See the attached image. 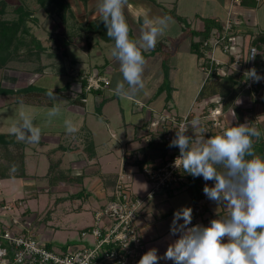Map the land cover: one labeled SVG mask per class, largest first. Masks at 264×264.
I'll return each mask as SVG.
<instances>
[{
  "label": "crops",
  "instance_id": "obj_1",
  "mask_svg": "<svg viewBox=\"0 0 264 264\" xmlns=\"http://www.w3.org/2000/svg\"><path fill=\"white\" fill-rule=\"evenodd\" d=\"M180 1L183 2L180 4ZM193 1L196 2L199 0H129L128 5L124 9V15L129 24L130 38H139L141 28L143 27V18L145 13H147L149 18L155 19L157 17L165 16V10H172L174 15L170 17L173 19L179 17L185 20L189 25V30L191 31L202 30L203 19H213L216 24L221 25V23L228 17L227 13L226 18H223L225 5L224 0H200L204 3V5L198 6L197 8L195 4L192 3ZM67 2L70 4L72 13L68 16L71 17L72 25L70 28H67L63 25L61 28L56 26L51 27V30H48L49 45L45 46L42 44V46L46 49V52L43 55L45 59L42 58L40 61L41 66H43L42 73H35V69L37 67L32 69L34 72H25L27 70L22 71L20 69H9L8 75H4L5 78L2 81L0 80L3 87L17 90L25 88L28 85H32L36 79L48 73L51 74V76L61 75V77H64L65 79V85L63 88L59 92L55 89V94L59 98L58 100L47 102L46 98L49 97L46 96L39 102L32 100L27 101V103L35 102L34 105L37 107L36 109L30 108L29 111L27 110L26 112L34 117L35 124L42 130L41 140L39 143L17 141L15 136L10 133V128L14 123L8 120H5V123L0 122V127L9 128L6 133H0V135L11 136L14 141L17 142V144L22 145L20 152L23 156V176L2 178L0 179V182L7 179H19L22 181V184L20 185V192L22 195H24L25 198H32L36 200H38V196L40 195L65 194L71 198L81 197L84 199V201H86L93 194L96 196L97 205H94L91 200L89 204L93 206V210L97 211L110 200L109 196L113 190L114 182L118 172H124L126 174V170L130 166L137 167L141 171L143 165L152 162H160L163 160L165 156L164 145L160 142L159 138L154 137L146 132V124L148 120L158 114L165 112L166 110L176 115H185L186 113L190 112L188 109L185 111V113L175 110L176 106L173 103V92L176 89L174 86V78L177 75L176 66H180L181 64L182 53L180 52L181 47L179 44H177V47L173 46L174 48L170 50L164 49L159 52L160 58L158 59L162 60V58L165 56V58L172 64L169 65L168 68L172 69H170V73L166 72L164 75L162 74V81L159 85L153 87V93L147 96V101H145V103L138 102L140 107L136 108L140 109L143 120L138 125L134 126V130L130 138L126 137L125 135V139L123 138L118 140V145L122 150L119 158L118 156H115L116 160L118 161V168L116 172L109 174L106 173L108 171L104 170L105 167H103V171L101 168L97 169L96 167H91L93 162H95V159L101 156L99 149L104 148V145L100 144L96 145L95 147L92 139L91 128L89 124H87L89 121L88 116L92 115L93 113L95 115V110L99 105L104 107L109 104L110 100L117 96L113 92V89L116 85L112 83L113 80L110 81L108 76L105 75V72H108L110 75L113 74L114 70H119V64L111 56L110 59H104V64L100 63L98 65L89 66V69H85V61L83 58L79 57L75 59L69 57L68 49L78 52L81 51L82 54H84L83 56H85L87 61L90 63L88 60L89 52L94 51V47H105L106 45H111V47H113L114 43H106L101 41L97 35L87 34L84 32V26L86 24L90 22L101 21L97 7L98 0H67ZM167 7H170L171 9H167ZM240 7L243 9L242 12L245 19L252 18L251 15H253V11L251 8L253 7L244 5ZM68 17L65 18V22ZM169 32L171 31L168 29L165 35L158 38L156 47L158 44H161L162 40H169L171 42V33ZM180 34L181 29L178 27L173 31L172 36L180 37ZM241 34L243 35L242 31ZM179 37L178 39H180ZM54 38H63L66 40L67 45L65 49H63L65 50L64 55H62V49H60L61 52L58 51L59 53H53L56 51L55 44L53 43ZM194 38L195 37L190 35L188 51L195 55L198 62L197 66L200 69L201 61L199 57H197V55L191 51V43L198 41V38L197 40H194ZM155 48L152 49V51L154 50L156 53H158L159 50H156ZM216 54L217 53H215V57L217 59L222 61L225 60L222 55L218 53L222 57L219 58L216 56ZM54 58H57V61H53ZM47 59L49 61L45 63L44 60ZM149 59L152 58L149 57ZM60 61H62L61 64L57 65L56 63H60ZM90 71H97L100 75L107 78L109 80V86L104 88L102 91H85L82 87L84 83L82 78ZM199 71L203 74V81L200 83V87L202 88L205 84V74L201 70ZM165 76L168 78L170 89V99L168 101L166 100V92H158L165 79ZM22 81L24 85H20ZM73 83H79L81 88L80 93L78 91H70L71 85ZM200 90L196 95H194L193 100L196 99L197 101ZM96 93H106L107 95L104 101L98 100L97 102ZM11 96L12 95L0 96V108H5L7 105L15 107L17 105H21V101H15L14 97L12 96L11 98ZM122 99L132 101L133 98L129 96ZM22 102L25 103L24 101ZM199 103L204 105L202 101ZM235 103L238 107L243 109H247L248 106H251L249 104L250 102L248 95H242L241 92L239 93ZM54 104H56L61 109V114L49 121L46 116V112L47 109L52 107ZM190 106L191 104L189 107ZM223 112L225 129L231 124L235 125L236 120L234 113L231 110ZM193 113H198V111ZM17 119H19V117H17ZM66 119L71 120L73 125L76 127L77 131L74 134H68L66 132L64 125V120ZM14 122L16 123L17 121ZM106 127L109 129L110 138L116 139V134L110 131V125L107 124ZM87 140L92 142V149L90 151L86 149L85 142ZM131 142L137 144V146L134 147V149H130L129 151L124 150L123 146H126ZM9 148L11 149L12 147L10 146ZM111 160L113 159L111 158ZM108 161H110V159ZM3 163L4 161L0 159V164ZM11 168L12 167L8 168V170L10 171ZM187 186L183 189L186 191V194L191 201L190 193L186 189ZM15 187H17V185ZM173 195L174 194H171L168 197H164L162 195L157 196L156 198L159 200V202L154 203L153 205H150V203L145 207L143 213L151 211L154 205L155 208L158 204L166 202L169 198H172ZM203 199H205V205L203 207L204 213L200 216L194 217L196 222L191 224L192 226L197 224L209 226L212 219H218L227 214L228 210L225 209L223 205H217L216 202L210 201L205 196V194ZM203 199H201L198 203H200ZM15 201L22 202L23 204L22 208L17 211L24 212V217H26L31 222V224H34V222L38 219L36 214L31 212L30 207H26L27 209L24 210V202L22 199L13 200V202ZM0 204H4L3 201H0ZM195 205L196 204H194V206ZM174 212L175 211L171 207H168L160 215L164 217V214L170 213L168 216H172L174 215ZM141 216L138 221V225L141 226L143 224H149L148 221H145V219L141 218ZM89 227L90 226L83 227L80 229L79 233ZM36 233L37 232H35V234ZM37 240L43 242L48 249H51L49 247V237L42 235L41 239L39 238ZM65 246L66 245L61 246L60 251L63 250Z\"/></svg>",
  "mask_w": 264,
  "mask_h": 264
},
{
  "label": "clouds",
  "instance_id": "obj_2",
  "mask_svg": "<svg viewBox=\"0 0 264 264\" xmlns=\"http://www.w3.org/2000/svg\"><path fill=\"white\" fill-rule=\"evenodd\" d=\"M128 2L98 0L97 5L106 35L114 41L111 56L119 64L122 80L117 81L113 92L121 98L134 96L145 89L143 52L154 49L158 38L175 23L170 16L152 19L145 13L140 36L132 39L124 15ZM254 55L255 52L252 58ZM244 75L253 82L264 79L255 68ZM47 95L52 100L59 99L54 89ZM60 114L61 109L56 104L46 112L49 121ZM18 115L10 133L19 142L39 143L42 130L35 124L34 117L22 110ZM200 123L199 118H194L190 125L182 124L176 128L175 137L169 144V147L179 148L180 155L174 164L194 178L213 181L211 187L205 184L203 193L210 201L223 205L227 214L212 219L209 226L188 227L193 209L187 206L177 209L170 235H178V239L168 245L163 256L157 254L156 248L149 249L138 264H159L162 259L173 264H264V157L258 155L253 146V138L258 139L261 132L249 123H243L230 125L219 135L206 137ZM64 125L68 134L77 131L71 120H64ZM189 127L193 136L186 135ZM10 171L15 172L16 167L13 165ZM181 219L182 224L178 223Z\"/></svg>",
  "mask_w": 264,
  "mask_h": 264
},
{
  "label": "rangeland",
  "instance_id": "obj_3",
  "mask_svg": "<svg viewBox=\"0 0 264 264\" xmlns=\"http://www.w3.org/2000/svg\"><path fill=\"white\" fill-rule=\"evenodd\" d=\"M0 2H4L5 4V15L3 18L6 20L15 19L17 14L15 12L19 8L31 11L36 22H28V26H30L32 34L45 46L49 45L48 30H51V27L57 26L61 28L64 25L65 27L70 28L72 25L71 17L66 16L68 17L66 22L62 23L58 14L48 16L46 11L39 6L37 0H0ZM182 2L183 1H180V4ZM224 2L223 18H226L229 10V0H224ZM192 3L195 4L196 8L204 5V3L200 0L196 2L193 1ZM171 8L167 7V9ZM242 10L243 9H241L240 6H232L230 9L231 18L242 22L238 29L243 32V35L241 32H235V34H238L236 37V43L239 45L247 42L250 43L251 37L258 34H264V0H262L258 6L251 8L253 11V15H251L252 18L245 19ZM173 20L175 23L171 24L168 28L169 31H171L169 32L171 33V42L169 40H162L161 44H158L155 48L156 50H159L158 53L154 50L143 52L146 59L143 74L145 89L134 96H130L134 99H132V101L124 100L119 96H115L106 106L102 107L99 105L95 110V115L93 113L88 116L89 121L87 124H89L91 128L92 139L95 147L100 144L104 145V148L99 149L101 156L95 159V162H93L91 167H96L97 169L101 168L102 171L104 169L103 167H105L104 170L108 171L106 173L109 174L116 172L118 168V161L115 156H118L119 158L122 150L118 145V140L123 138L125 139V135L130 138L134 130V126L142 122L143 116L140 113L141 111L136 108L140 107L138 102L145 103V101H147V96L153 93V87L159 85L162 81V74L164 75L166 72L170 73V69L172 68L169 69L168 67L172 64L165 58V56L162 60H159L158 58H160L159 52L161 50H170L174 48L173 46H175V42L179 43L181 47L180 52L182 53L181 64L180 66H176L177 75L174 78V86L176 89L173 92V103L176 106L175 110L182 113H185L187 109L192 112L198 111V113H195V117H197V114L199 115L204 111V105H201L196 101V99L193 100L194 95H196L201 88L200 83L203 81V74L199 71L200 69L197 66L198 62L195 55L188 51L190 35L188 34V31L187 34L184 33L183 24L180 23L178 19L175 18ZM178 27L181 29L180 37L178 36L180 39L172 36L173 31ZM246 37H248V39ZM194 40H197V37H195ZM110 48H112L111 45H106L105 47H94V51L89 52L88 60L90 63L87 61V58L83 56L84 54H82L81 51L78 52L68 49V52L70 58H83L85 61V69H89V66L98 65L100 63L104 64V59H110ZM43 55L44 54L41 55V59H45ZM216 56L222 58L218 53ZM149 57L152 59H149ZM48 61V59L44 60L45 63ZM53 61H57V58H54ZM61 62L62 61H60V63H55L60 65ZM37 64L38 63H10L6 69L0 71V80L2 81L5 76L8 75L9 69H20L22 71L27 70L25 72H34L32 69L39 65ZM105 75L108 76L110 81L113 80L112 83L115 85L117 81L122 80V75L118 69L114 70L111 75L108 72H105ZM20 85H24L23 81ZM64 85V77H61V75L51 76L49 73L40 76L32 84V86L38 90L56 89L58 92ZM80 89L79 83H73L70 91H78L80 93ZM241 93L242 95H248V93L244 91ZM106 95V93L97 94L96 101H104ZM46 101L52 102L54 100L46 98ZM34 104L35 102H25L20 106L17 105L16 107L7 105L5 108H0V122L5 123V120H8L15 123L14 121H18L17 117H19L18 113L21 109L25 112L27 110L29 111L30 108L36 109L37 107H35L36 105ZM190 104L191 106L189 107ZM247 108L250 107L248 106ZM175 110L173 111L176 112ZM262 112L263 109L260 107L254 109V121L258 122L263 119L261 116ZM107 124L110 125V131L116 134V139L110 138L109 129L106 127ZM231 125L236 126V124ZM7 130H9V128L0 127V133H6ZM136 146L137 144L131 142L126 146H123V149L129 151L130 149H134ZM111 158L113 160H111ZM109 159L110 161H108ZM126 174V179L130 181L132 192L136 196L144 198L148 192L149 186L141 171L137 167L130 166L126 170ZM21 184L22 181L19 179H7L0 182V201H3L4 204H12L13 200L22 199L24 202V210L27 209L26 207H30L31 212L36 214L38 217L30 228L33 238L41 239L42 235L49 237V247L52 251L57 253H59L61 246L67 245L75 250L79 245L85 243L88 244L92 241L89 237L81 239L79 231L85 226H92L94 224V213L96 211L93 210V206L90 205L89 202L91 200L94 205H97L95 195L92 194V196H90L86 201H84L81 197H79L80 199L76 197L71 198L65 194L40 195L38 196V200H36L32 198H25V196L22 195L20 192ZM204 184L207 183L205 182ZM16 185L17 187H15ZM157 202H159V200L156 198V200L150 205ZM154 206L151 211H147L141 216V218L148 221L149 224H143L141 226L138 225V233L144 240L145 252L151 248H156L158 250L157 254L159 256H163L168 245L178 239V235H170V226L173 220V215L162 217L160 214L168 207H171L174 211L184 206L191 207L193 209L191 224H194L196 222V219L194 218V204L191 203L186 191L182 188L176 191L172 198H169L166 202L158 204L155 208ZM12 214H17V210L14 209ZM178 223L182 224L183 220L181 219ZM191 224L188 225V227H192ZM35 232L37 233L35 234ZM159 264H173V262L162 259L159 261Z\"/></svg>",
  "mask_w": 264,
  "mask_h": 264
},
{
  "label": "built area",
  "instance_id": "obj_4",
  "mask_svg": "<svg viewBox=\"0 0 264 264\" xmlns=\"http://www.w3.org/2000/svg\"><path fill=\"white\" fill-rule=\"evenodd\" d=\"M247 0H229L228 17L213 29L208 38L200 44V70L208 81L214 73L218 77L237 73L242 78L241 92L248 93L249 102L264 110V79L253 82L246 79L244 73L255 68L264 77V68L257 61V49L250 43H236L238 27L242 22L231 18L232 6H242ZM262 0H254L258 6ZM248 39V37H246ZM254 57L252 58L253 53ZM215 53L225 60H219ZM87 92L102 91L109 86V80L97 71H90L82 78ZM204 111L201 114L188 112L176 115L168 110L150 118L146 132L159 138L164 145L165 156L160 162L142 166L141 173L149 186L144 198L136 196L124 172L116 176L110 200L94 214V224L80 232V238L89 237L92 241L73 249L65 246L59 253L48 249L43 242L33 238L31 222L24 217V212L12 211L22 208V202L0 204V264H138L145 253L144 240L139 235L138 221L146 206L157 196L168 197L185 188L192 182V176L175 167V160L180 155L178 147H169L175 137L176 128L182 124L190 125L194 118H199L200 126L206 137L219 135L225 130L222 103L219 97L202 100ZM186 135L193 136L191 128ZM199 135V132H197ZM212 186V181H207ZM205 199L194 207V213L200 215ZM126 246V247H125Z\"/></svg>",
  "mask_w": 264,
  "mask_h": 264
},
{
  "label": "trees",
  "instance_id": "obj_5",
  "mask_svg": "<svg viewBox=\"0 0 264 264\" xmlns=\"http://www.w3.org/2000/svg\"><path fill=\"white\" fill-rule=\"evenodd\" d=\"M39 6L43 8L47 15H56L60 17L62 23H65L66 16L71 15L70 4L66 0H37ZM244 6L254 7V0H247L243 3ZM4 2H0V71L6 69L10 63H38L35 73H41L43 66L40 64L41 55L46 52L45 47L31 32L28 22L35 23L36 20L33 14L29 10L19 8L16 10V18L12 20H6L3 18L5 15ZM165 16H173V11H164ZM182 24L184 33L190 34L192 37H197V42L191 43V51L200 57L202 54L200 52V44L203 40L208 38L210 32L213 29H220V24H216L213 19H203V28L198 31L189 30L188 23L176 17ZM106 28L101 21L90 22L84 26V32L87 34L97 35L101 41L106 43H114L106 35ZM179 41V40H178ZM53 43L55 44L56 51L61 52L62 55L65 54V47L67 45L66 40L63 38H54ZM178 42H176V47ZM250 44L257 49V61L261 62L262 56L264 55V34H258L251 37ZM241 82L242 78L237 73L230 74L228 76L218 77L214 73L211 78L205 82L201 88L197 101L200 102L204 99L219 97L222 103L223 111L231 110L236 118L235 124L249 123V126L257 128L261 132V136L253 138V146L255 152L264 157V110L262 112V120L256 122L253 119L255 105H251L250 108L243 109L236 105V99L241 92ZM83 83V88H84ZM50 90H38L32 85H28L22 89H8L2 86L0 81V96L12 95L15 101H41L47 95ZM56 93V91L54 90ZM159 93L166 92V100L170 99V89L167 76L160 86ZM86 149H92V142L87 140L85 142ZM12 147L10 149L9 147ZM22 145L17 144L11 136L0 135V159L4 161L0 164V179L9 178L14 176H23V156L20 152ZM16 167L17 173H11L8 168L12 166ZM206 181L202 177H192V182L187 186V191L190 193L191 201L196 204L203 199L204 193L203 188ZM213 182V181H212ZM214 184V182H213ZM213 186V185H212ZM211 187V186H210ZM195 205V206H196ZM194 206V207H195ZM204 210L201 211V214ZM200 214V215H201ZM170 215V213L164 214V217ZM195 216H200L196 215Z\"/></svg>",
  "mask_w": 264,
  "mask_h": 264
},
{
  "label": "water",
  "instance_id": "obj_6",
  "mask_svg": "<svg viewBox=\"0 0 264 264\" xmlns=\"http://www.w3.org/2000/svg\"><path fill=\"white\" fill-rule=\"evenodd\" d=\"M261 64H262V66L264 68V55L262 56Z\"/></svg>",
  "mask_w": 264,
  "mask_h": 264
}]
</instances>
